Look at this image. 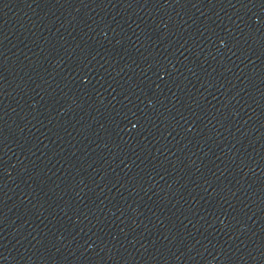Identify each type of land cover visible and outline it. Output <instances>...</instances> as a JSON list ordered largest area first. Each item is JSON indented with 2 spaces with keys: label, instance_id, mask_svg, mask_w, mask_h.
Returning <instances> with one entry per match:
<instances>
[{
  "label": "water",
  "instance_id": "water-1",
  "mask_svg": "<svg viewBox=\"0 0 264 264\" xmlns=\"http://www.w3.org/2000/svg\"><path fill=\"white\" fill-rule=\"evenodd\" d=\"M0 264H264V0H0Z\"/></svg>",
  "mask_w": 264,
  "mask_h": 264
}]
</instances>
